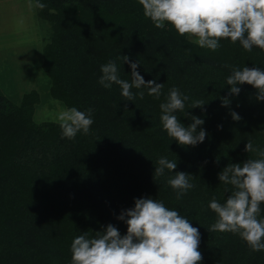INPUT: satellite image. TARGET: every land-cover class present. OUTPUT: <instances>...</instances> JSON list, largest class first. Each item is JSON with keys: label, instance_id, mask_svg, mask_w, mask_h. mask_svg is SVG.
I'll return each mask as SVG.
<instances>
[{"label": "trees", "instance_id": "obj_1", "mask_svg": "<svg viewBox=\"0 0 264 264\" xmlns=\"http://www.w3.org/2000/svg\"><path fill=\"white\" fill-rule=\"evenodd\" d=\"M39 2L46 5L39 17L51 28L42 63L50 96L65 108L91 109L94 122L89 134L68 139L60 123L35 120L37 92L15 103L0 88V264H71L78 235L94 236L109 224L126 235L119 216L139 198L162 201L199 229L201 264H264V251H251L239 235L208 231L217 219L209 202L215 197L224 204L233 191L219 173L258 158L246 152L248 141L264 149V101L247 84L230 95L226 82L233 68L264 70V51L247 52L230 39L216 51L201 48L195 37L180 36L167 23L155 27L138 0ZM123 56L140 63L145 82L164 84L159 98L133 88L144 99L126 101L119 85L106 89L99 83L109 61L116 62L121 79L131 81ZM174 87L189 97L184 111L175 113L180 122L188 127L190 116L204 120L201 144L181 146L163 129L160 105ZM198 99L207 104L192 109ZM232 112L241 119L235 121ZM161 157L175 161L176 172L192 175L195 187L180 200L167 183L174 172L154 175Z\"/></svg>", "mask_w": 264, "mask_h": 264}, {"label": "clouds", "instance_id": "obj_2", "mask_svg": "<svg viewBox=\"0 0 264 264\" xmlns=\"http://www.w3.org/2000/svg\"><path fill=\"white\" fill-rule=\"evenodd\" d=\"M144 15L155 27L163 29L169 24L180 36L195 37L201 48L216 51L223 39L235 44L239 41L243 49L251 52L253 47L264 51V0H138ZM30 7L43 10L46 5L39 0ZM123 62L131 67V81L121 79L115 61L101 66L99 83L106 89L119 85L126 101L144 99V92L137 94L132 89L147 88L148 95L159 98L164 84L155 81L145 82L137 71L139 62H131L123 56ZM230 95H239L238 85H251L258 92L257 99L264 101V70L260 68H233L227 77ZM188 96H182L178 88H172L165 103H161L160 117L164 131L181 146H196L204 142L207 133L198 131L204 120L190 116L192 123L185 127L177 118V111L183 112ZM204 100L192 102L191 108H203ZM230 101L224 98L222 106ZM188 115L187 112L184 114ZM235 121L241 117L231 113ZM58 119L63 137L74 139L79 132L89 134L93 124L92 110L87 113L75 107L62 111ZM245 150L255 153L257 159H248L242 164H229L218 175L220 182L231 185L233 191L224 204L215 197L208 207L216 214V222L210 233L229 232L237 234L253 252L264 251V218H261V205L264 204V149L254 147L248 141ZM155 176H164L165 169L175 176L167 183L177 192L180 200L195 187L190 182L192 175L176 172L177 163L165 157L158 160ZM127 224V234L121 236L119 230L109 224L103 231L89 236L88 232L78 235L71 244V264H201L199 251L200 232L189 219L179 211L171 210L162 201L152 198H139L135 206L119 216Z\"/></svg>", "mask_w": 264, "mask_h": 264}, {"label": "rangeland", "instance_id": "obj_3", "mask_svg": "<svg viewBox=\"0 0 264 264\" xmlns=\"http://www.w3.org/2000/svg\"><path fill=\"white\" fill-rule=\"evenodd\" d=\"M30 0H0V88L15 103L37 92L41 103L35 120L58 122L64 105L50 96L51 82L42 63L50 26ZM34 5L35 0H31Z\"/></svg>", "mask_w": 264, "mask_h": 264}]
</instances>
